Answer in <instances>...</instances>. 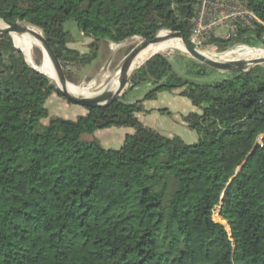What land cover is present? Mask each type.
<instances>
[{
  "label": "trees",
  "instance_id": "1",
  "mask_svg": "<svg viewBox=\"0 0 264 264\" xmlns=\"http://www.w3.org/2000/svg\"><path fill=\"white\" fill-rule=\"evenodd\" d=\"M197 1L0 0V21L41 30L65 70L92 64L105 41H189ZM241 1L264 22V0ZM72 27L92 40L87 53L69 47ZM263 32L213 44L255 46ZM144 83L155 86L144 101L182 90L200 111L182 117L198 143L144 127L142 101L41 126L63 96L0 37V264H264V66L203 86L157 54L135 72L133 88ZM112 128L135 132L118 150L84 140Z\"/></svg>",
  "mask_w": 264,
  "mask_h": 264
},
{
  "label": "rangeland",
  "instance_id": "2",
  "mask_svg": "<svg viewBox=\"0 0 264 264\" xmlns=\"http://www.w3.org/2000/svg\"><path fill=\"white\" fill-rule=\"evenodd\" d=\"M219 33H226V30H220ZM142 41L143 39L135 37L122 44H113L107 41L102 42L98 58L92 64L86 67L76 65H69L66 67L65 74L67 79H69L67 83L70 84L72 91L85 94L90 93L97 90L103 84V80L106 76L110 75V80H112L124 58ZM91 43V39L82 36L77 28L72 27V43L69 45L70 48L76 49L81 53H87ZM206 51L221 56H232L236 60L248 59L256 52L264 53V38L260 44L255 46H248L240 43L230 46L225 51H222L219 48H211ZM61 54L63 56L65 55L64 52H61ZM161 54L168 56L175 71L190 83L212 86L231 76L230 73L220 72L209 67L202 75L187 70V67L192 66L193 62L191 60L193 59L179 49L172 48ZM42 58V50L38 45L33 44L30 50L29 63L32 61L34 66H38L36 61L40 59L42 62ZM145 62L140 65H135V70L138 67L143 66ZM262 66H264V64ZM109 85L110 83H108L106 89L110 87ZM154 89L155 86L152 84H141L136 88L130 89L122 98V101L126 104H135L142 101V106L147 113H137L136 117L144 127L152 129L167 138L180 137L190 145L198 143L199 135L188 128L183 122L182 117L193 112L200 113V111L193 106L189 99L181 96L182 90L158 93L154 100L144 101L147 94ZM46 109L47 116L41 121V126H47L53 118H61L77 122L80 117L87 114V108L81 105L71 104L58 94H53L48 99ZM122 130L132 131L130 135L135 132L132 128H112L98 131L92 136H84V140L94 141L105 149L118 150L122 147L125 139L120 140L122 141L121 143H117V138H115L116 136L114 137V135H117L116 133H122ZM114 141L115 143H113ZM248 174H252V170ZM261 178L262 177L259 174L255 173L252 175V179L255 181H260ZM259 190L261 193V200H264V182L259 184ZM216 210L219 213L220 207ZM230 239L233 242L232 235Z\"/></svg>",
  "mask_w": 264,
  "mask_h": 264
},
{
  "label": "water",
  "instance_id": "3",
  "mask_svg": "<svg viewBox=\"0 0 264 264\" xmlns=\"http://www.w3.org/2000/svg\"><path fill=\"white\" fill-rule=\"evenodd\" d=\"M3 23L7 27L3 30H0V37L3 35H9L12 37L13 33H16V34L29 33L41 42V44L44 48V51H45V54L43 53V58H42L41 64L38 67L32 66L26 60L28 65L32 69L39 72L40 74L44 75L50 81L48 76L44 73L46 58H48V60L51 62L52 66L55 68V70L57 72V76H58L59 82L62 86V89L56 87L51 81H50V83L56 88V90L69 103L74 104V105H81L87 109L106 108V107L113 105L114 103H116L118 101H121L122 98L127 94V92L133 88L135 72L137 69L140 68V67H138L136 70L134 69L139 54L141 53V51H143L146 47H148L151 44H159V43L164 42L166 38H162L161 35L163 32H167V31H163V32L159 33L153 40H149V41L143 40L133 50H131V52L124 58L123 62L121 63V65L117 69L118 70L117 73H120L124 78L123 84L120 86V88L117 91L110 92V93H104V94H101L100 96H96L93 98H85V97L79 98L78 96L74 95L73 93H71L68 90V88H67L68 79H67V76L65 74V70H64L58 56L54 52L53 48L50 46L49 42L47 41V39L45 38V36L41 30H39L36 27L26 25L24 23L10 24V23H7L5 21H3ZM169 33H170V38H177V39L181 40V42L184 46V50H185L184 53L188 54L193 60H195L196 62H198L202 65H205L211 69H214V70H217L220 72L230 73V74L249 73L254 67L262 66L264 64V59L256 60V61H248V60H244V59H239V60L230 61V62H219V61L207 58L206 56L202 55L197 49L192 47L190 42L181 33H173V32H169ZM13 42H14V39H13ZM14 44H15V42H14ZM19 50L23 53V51L21 49H19ZM23 55L26 59V56L24 53H23ZM220 209H221V206H220ZM216 223H218V222H216Z\"/></svg>",
  "mask_w": 264,
  "mask_h": 264
},
{
  "label": "built area",
  "instance_id": "4",
  "mask_svg": "<svg viewBox=\"0 0 264 264\" xmlns=\"http://www.w3.org/2000/svg\"><path fill=\"white\" fill-rule=\"evenodd\" d=\"M223 29L226 33H219ZM256 30L262 32L264 22L241 0H198L189 42L197 50L218 49L213 40L231 41Z\"/></svg>",
  "mask_w": 264,
  "mask_h": 264
},
{
  "label": "bare ground",
  "instance_id": "5",
  "mask_svg": "<svg viewBox=\"0 0 264 264\" xmlns=\"http://www.w3.org/2000/svg\"><path fill=\"white\" fill-rule=\"evenodd\" d=\"M6 27L7 26L3 23V21H0V30L5 29ZM161 37L166 38L165 41L162 43H159V44H151L148 47H146L143 51H141V53L139 54V56L137 58L136 65H140L141 63L147 61L152 56H154L156 54H161V53L167 52L172 48L182 50L183 52L185 51L181 40L177 39V38H170V33L163 32ZM12 38L14 39L15 45L19 49H21L23 51V53L25 54L26 60L28 61V63H29V58H30L31 46L33 44L38 45V47L42 50V53L45 54V51H44V48H43L41 42L29 33H25V34L24 33L23 34L13 33ZM198 51L202 55L206 56L207 58H210V59H213V60H216L219 62L236 61V59L233 58L232 56L216 55V54H213L211 52H207L206 50L205 51L198 50ZM261 59H264V53L256 52L251 56V58L244 59V60L256 61V60H261ZM29 64L34 66L32 61H30ZM134 69H135V67H134ZM44 73L48 76L50 81L56 87L62 89V86H61L59 79H58V76H57V72H56L55 68L52 66L51 62L48 60V58H46ZM123 79H124L123 76L117 72H116L115 77L112 80H110V75H108L104 78L103 84L97 90L92 91L90 93H86V94L72 91V88H71L70 84H68V83H67V88L71 93L78 96L79 98H84V97L85 98H93L96 96H100L101 94H104V93H110V92L117 91L120 88V86L123 84ZM108 83H110V85H109L110 87H108V89H106L108 86Z\"/></svg>",
  "mask_w": 264,
  "mask_h": 264
},
{
  "label": "crops",
  "instance_id": "6",
  "mask_svg": "<svg viewBox=\"0 0 264 264\" xmlns=\"http://www.w3.org/2000/svg\"><path fill=\"white\" fill-rule=\"evenodd\" d=\"M122 131H123L122 133L121 132L120 133H116L118 136L114 135V137L116 136L115 138H117L116 139L117 143H121L122 141H120V140H124L127 135H130L132 133V131H130V130H122ZM113 143H115V141Z\"/></svg>",
  "mask_w": 264,
  "mask_h": 264
}]
</instances>
